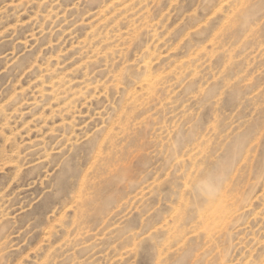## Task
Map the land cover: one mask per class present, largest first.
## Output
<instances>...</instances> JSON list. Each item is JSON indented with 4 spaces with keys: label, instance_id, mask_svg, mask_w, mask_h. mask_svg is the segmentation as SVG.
Returning <instances> with one entry per match:
<instances>
[{
    "label": "rangeland",
    "instance_id": "obj_1",
    "mask_svg": "<svg viewBox=\"0 0 264 264\" xmlns=\"http://www.w3.org/2000/svg\"><path fill=\"white\" fill-rule=\"evenodd\" d=\"M0 264H264V0H0Z\"/></svg>",
    "mask_w": 264,
    "mask_h": 264
}]
</instances>
